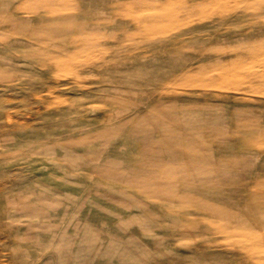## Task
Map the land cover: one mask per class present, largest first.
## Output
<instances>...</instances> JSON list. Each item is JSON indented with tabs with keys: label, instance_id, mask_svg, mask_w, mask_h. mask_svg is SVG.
<instances>
[{
	"label": "rangeland",
	"instance_id": "obj_1",
	"mask_svg": "<svg viewBox=\"0 0 264 264\" xmlns=\"http://www.w3.org/2000/svg\"><path fill=\"white\" fill-rule=\"evenodd\" d=\"M0 264H264V0H0Z\"/></svg>",
	"mask_w": 264,
	"mask_h": 264
}]
</instances>
